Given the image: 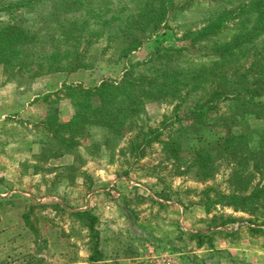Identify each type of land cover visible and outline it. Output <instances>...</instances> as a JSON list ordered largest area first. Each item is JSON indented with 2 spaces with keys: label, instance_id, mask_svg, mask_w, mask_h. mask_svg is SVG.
<instances>
[{
  "label": "rangeland",
  "instance_id": "obj_1",
  "mask_svg": "<svg viewBox=\"0 0 264 264\" xmlns=\"http://www.w3.org/2000/svg\"><path fill=\"white\" fill-rule=\"evenodd\" d=\"M258 1L0 0V264H264V201L223 199L264 183ZM103 81L106 124L57 145Z\"/></svg>",
  "mask_w": 264,
  "mask_h": 264
},
{
  "label": "trees",
  "instance_id": "obj_2",
  "mask_svg": "<svg viewBox=\"0 0 264 264\" xmlns=\"http://www.w3.org/2000/svg\"><path fill=\"white\" fill-rule=\"evenodd\" d=\"M255 8L259 11L261 16H264V2L262 0H259L255 3ZM219 29V25L215 24L208 28L203 29V32H215ZM80 68V67H79ZM110 85L105 83L104 81L98 85V86H92L87 89H80L79 86H71V85H63L61 88L70 91L78 90L77 97H80V101L78 100L76 106L78 107L73 118L71 121L66 123H59L55 119V113H48L42 120L43 124L50 125L52 127H55L57 132L61 135L57 138V145H60L61 147H64L65 150H72V149H78L82 142H80L81 135L85 136L87 135L86 128L84 127V124L87 119H90L89 125H98L102 126L105 125L107 122V117L109 114L108 108H110V105L106 103L107 95H108V87ZM251 89L244 90L245 97L248 98L251 102L253 101L256 94L253 93ZM74 95V94H73ZM47 95H44L43 97L46 98ZM76 96V95H75ZM93 98L96 101V104L92 101ZM221 95L214 93L210 96V99L213 101L220 100ZM83 99V100H82ZM108 100V99H107ZM212 105L206 103L203 105H194L191 110H198L200 112H207L209 108H211ZM87 125V124H86ZM85 125V126H86ZM53 132V130H50ZM156 132V131H155ZM65 133V134H62ZM155 134V133H154ZM147 136V135H146ZM152 137L153 133L148 135ZM155 136V135H154ZM83 137V136H82ZM154 141L156 138H153ZM152 141V140H151ZM150 142V141H149ZM178 148V146L176 145ZM225 203L228 205H236L239 207L242 211H249L258 205H260L261 202L264 201V183H257L255 186L251 188V191L247 194H230L226 196ZM226 204V205H227ZM73 215L79 217V219L88 221L90 223V230L93 229V220L95 219L94 216H92L91 212L89 210L85 211H79L74 213ZM95 237H97V234H95ZM99 261H102L101 252L98 250V248H95L94 254L90 257L88 264H95Z\"/></svg>",
  "mask_w": 264,
  "mask_h": 264
}]
</instances>
